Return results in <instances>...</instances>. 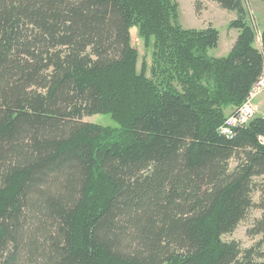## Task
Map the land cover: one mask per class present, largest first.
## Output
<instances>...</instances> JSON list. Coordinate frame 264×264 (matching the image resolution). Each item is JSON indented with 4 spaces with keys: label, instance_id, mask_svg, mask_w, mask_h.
Wrapping results in <instances>:
<instances>
[{
    "label": "trees",
    "instance_id": "16d2710c",
    "mask_svg": "<svg viewBox=\"0 0 264 264\" xmlns=\"http://www.w3.org/2000/svg\"><path fill=\"white\" fill-rule=\"evenodd\" d=\"M212 1L236 13L225 56L176 0H0V264H264V241L223 240L252 208L264 236V116L219 131L264 73V28L257 46L244 0ZM133 23L154 38L140 72ZM120 84L144 98L96 144L83 118L121 108Z\"/></svg>",
    "mask_w": 264,
    "mask_h": 264
},
{
    "label": "rangeland",
    "instance_id": "374dc122",
    "mask_svg": "<svg viewBox=\"0 0 264 264\" xmlns=\"http://www.w3.org/2000/svg\"><path fill=\"white\" fill-rule=\"evenodd\" d=\"M180 6V23L184 28H205L209 25H213L220 32L219 44L216 48L209 49L208 53L211 56H225L231 50L232 46L229 44L230 37L233 36L234 32H238L237 29L229 28V23L231 19H235L236 13L229 11L220 7V5L212 0H176ZM244 4L248 10L249 21L258 30V38L256 40V45H259V34L264 28V0H244ZM235 15V17L233 16ZM239 33V32H238ZM132 35V46L138 52V65L137 71L140 72L143 62L147 63L148 66L152 63V52H153V42L154 38L148 39L146 42L145 37L139 34V27L136 23L131 26ZM261 43V42H260ZM123 71L117 70L106 76L108 82H113L115 85L121 81ZM150 76V70L145 73ZM120 100L117 106H121L110 110L109 112L94 114L83 118L85 121L99 124L104 129V134L98 137L95 141L96 144H102L105 141L114 139L116 137L125 138L124 124L125 121V111H127L128 104L131 105V109L144 98L142 92L139 93L130 87L129 85L120 84ZM132 101V102H131ZM254 102L264 106V92L258 95ZM260 102H262L260 104ZM260 110V109H259ZM228 114L229 111L227 112ZM258 114L264 113L260 111ZM108 185L106 180L99 174L94 179L93 187L89 190L86 199V205L84 209L89 206L95 208V205L103 199L102 195L108 192ZM254 201H259V193H255ZM84 211V210H83ZM261 211L252 208L247 217L241 221L236 229L229 233L223 235V240L238 241L242 248H249L255 246L259 241H264V236H251L248 233V229L252 226L254 220L260 217ZM261 249L264 251V242Z\"/></svg>",
    "mask_w": 264,
    "mask_h": 264
},
{
    "label": "built area",
    "instance_id": "2783aa9c",
    "mask_svg": "<svg viewBox=\"0 0 264 264\" xmlns=\"http://www.w3.org/2000/svg\"><path fill=\"white\" fill-rule=\"evenodd\" d=\"M263 92L264 73L254 84L244 103L235 110V113L227 117L222 126H220L219 131L227 136H233L237 127H242L250 120L255 118L259 112V109L254 102V99ZM259 140L264 144V135H260Z\"/></svg>",
    "mask_w": 264,
    "mask_h": 264
},
{
    "label": "crops",
    "instance_id": "0c3cea01",
    "mask_svg": "<svg viewBox=\"0 0 264 264\" xmlns=\"http://www.w3.org/2000/svg\"><path fill=\"white\" fill-rule=\"evenodd\" d=\"M233 16L235 17V15H233ZM235 18H236V17H235ZM232 20H233V19H231V21H232ZM237 37H238V32H237V33L234 32V33H233V36L230 37V42H229V44L233 45L234 42L236 41ZM259 40H260V41H259V45H257V46H260V45H261V43H260V42H261V38H259ZM228 53H229V52H228ZM261 103H262V102H260V104H261ZM256 105H257L258 109H260L259 112L262 111V112L264 113V106H263V108H262V106H261L262 104L259 105V104L256 103ZM259 112H258V113H259ZM257 115H258V114H257Z\"/></svg>",
    "mask_w": 264,
    "mask_h": 264
}]
</instances>
